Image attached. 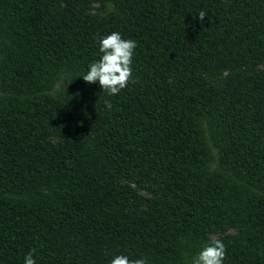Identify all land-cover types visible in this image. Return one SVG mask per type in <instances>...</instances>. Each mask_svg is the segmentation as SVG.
Listing matches in <instances>:
<instances>
[{"label":"trees","instance_id":"1","mask_svg":"<svg viewBox=\"0 0 264 264\" xmlns=\"http://www.w3.org/2000/svg\"><path fill=\"white\" fill-rule=\"evenodd\" d=\"M114 31L137 47L110 96L82 75ZM211 238L264 264V0H0V264Z\"/></svg>","mask_w":264,"mask_h":264},{"label":"clouds","instance_id":"2","mask_svg":"<svg viewBox=\"0 0 264 264\" xmlns=\"http://www.w3.org/2000/svg\"><path fill=\"white\" fill-rule=\"evenodd\" d=\"M207 13L200 11L198 17L201 22ZM137 47V42L132 39L122 38L119 32L99 38L98 60L89 64L88 71L83 74V80L92 84L98 82L104 92L115 96L126 88L132 78V58ZM134 82V81H133ZM108 109L110 102L105 101ZM35 249L24 257V264H36L34 259ZM226 257V245L221 240L211 238V243L206 244L192 259V264H223ZM110 264H148L146 258L129 259L125 255L115 256Z\"/></svg>","mask_w":264,"mask_h":264},{"label":"rangeland","instance_id":"3","mask_svg":"<svg viewBox=\"0 0 264 264\" xmlns=\"http://www.w3.org/2000/svg\"><path fill=\"white\" fill-rule=\"evenodd\" d=\"M197 253H192V254L190 253V255L192 256V259L196 256Z\"/></svg>","mask_w":264,"mask_h":264}]
</instances>
